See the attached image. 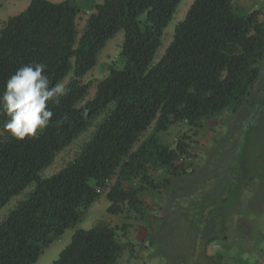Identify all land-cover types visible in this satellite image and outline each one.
I'll list each match as a JSON object with an SVG mask.
<instances>
[{"label": "trees", "instance_id": "16d2710c", "mask_svg": "<svg viewBox=\"0 0 264 264\" xmlns=\"http://www.w3.org/2000/svg\"><path fill=\"white\" fill-rule=\"evenodd\" d=\"M237 1L195 0L157 63L182 0H104L81 35L76 0H32L2 24L0 93L11 74L33 61L48 65L52 84L72 76L68 95L60 106L51 105L53 119L62 123L36 138L13 139L3 129L7 117L0 115V210L34 186L0 221V264H36L99 200L98 183L115 178L105 195L108 214L128 213L129 220L133 212L144 221V193L169 190L173 179L189 174L190 136L174 138L173 148L164 137L184 123L200 129L217 114L238 112L261 77L264 21L260 11H246ZM120 32L118 61L86 100L90 85L83 79ZM103 114L80 154L43 178L57 155ZM129 227L102 222L77 229L52 264H118L125 249L132 252L121 240Z\"/></svg>", "mask_w": 264, "mask_h": 264}, {"label": "rangeland", "instance_id": "374dc122", "mask_svg": "<svg viewBox=\"0 0 264 264\" xmlns=\"http://www.w3.org/2000/svg\"><path fill=\"white\" fill-rule=\"evenodd\" d=\"M31 1L0 0V27L10 17L23 12ZM48 1L58 3L65 0ZM76 1L81 7L77 18L81 35L88 18L95 12V5L102 4L104 0ZM194 1L182 0L179 4L173 20L164 32L163 45L157 52L154 63L164 55L165 49L173 40L176 26L184 21ZM260 2L255 10L260 11V21H264V0ZM123 38V32H120L107 44L99 56L97 66L83 79L85 84L90 85L86 100L95 96L98 82L107 77L110 67L118 61ZM260 68L261 77L248 98L249 103L241 110L217 114L203 122L200 129H192L184 123L164 137L172 148L176 143L174 138L176 140L182 134L191 138L192 154L186 161L191 165L188 168L189 174L178 177L179 180L173 179L175 185L184 189L188 185L199 188L207 181H217L215 187L210 183L203 185L214 191L205 193L201 197L202 202L185 209L186 194L179 191L171 201L166 199V206L159 208V211L157 207L156 210L148 208L144 221L134 219L133 212L130 214L133 218L128 220V213L113 216L107 212L110 202L105 195L115 178L95 184L102 191L99 200L75 228L67 230L62 237L54 240L36 264H52L70 244L77 229L90 230L102 222L112 227H123L126 223L130 225L125 233L126 238L121 240L131 244L132 252L125 249L118 264H147L146 256L150 261L152 259L162 264H264V59ZM71 76L64 81L65 85ZM105 115L97 118L92 127L59 153L54 163L41 176L49 178L73 161L91 139ZM151 130L152 128L142 136L141 141ZM33 187L13 198L0 210V221ZM160 212L165 216H157L155 231L154 217ZM212 239L215 240L210 242ZM141 243L147 246L143 247ZM209 243L211 244L208 246Z\"/></svg>", "mask_w": 264, "mask_h": 264}, {"label": "clouds", "instance_id": "9594fccd", "mask_svg": "<svg viewBox=\"0 0 264 264\" xmlns=\"http://www.w3.org/2000/svg\"><path fill=\"white\" fill-rule=\"evenodd\" d=\"M47 69L46 63L35 61L19 67L0 93V115L7 117L3 129L13 139L36 138L46 129L62 123L53 119L55 113L51 105L60 106L68 95V88L63 80L52 84Z\"/></svg>", "mask_w": 264, "mask_h": 264}, {"label": "crops", "instance_id": "0c3cea01", "mask_svg": "<svg viewBox=\"0 0 264 264\" xmlns=\"http://www.w3.org/2000/svg\"><path fill=\"white\" fill-rule=\"evenodd\" d=\"M260 1L261 0H238L237 3H238V5L241 8L245 9L246 11L252 12V11H254L255 9H257L259 7V4L261 3ZM177 180H179V179H177ZM207 182L208 183L203 184V185H209V183H210L213 187H215L216 186L215 182H217V181L211 180V181H207ZM203 185L201 187H199V188L190 187L188 185V187H186L188 189H186V188L184 189V188H181L180 186L178 187V185H175L173 183V181H172V184H171V187H170L171 189H169V190L168 189L167 190H161L160 192H151V191L145 192L144 195L142 196V198H143V200L146 203V210H148V208H150V207L155 208V210H156V207H157L158 208L157 211H159V208L161 209L162 206H166V201H165L166 199H168V201H171L172 198L175 196L176 192H179V191L183 192L184 191V193L186 194L185 198L187 200V204H186V207H185V209H186V208L190 207L193 204H198V203L202 202L201 197L204 196L205 193L207 194L210 191H214L213 189H207L206 186L204 188ZM175 188L178 189V190L176 191ZM201 188H203V189L201 190ZM157 216L163 218L165 215H164L163 212H160L159 215L157 214L154 217L153 228L155 229V231H156V228L154 226L156 224V221H158V217ZM171 218H173V217H171ZM224 226H225V223H224ZM161 229H159V230H161ZM210 244L211 243H209L208 246ZM141 245H143V247L147 246L146 244H143V243H141ZM207 251L209 253V249ZM142 253H144V252L142 251ZM210 255L212 256V254H210ZM206 257H209V256L206 255ZM146 259L148 260V262H150L149 264H162L161 262L157 263V261H154L152 259L150 261L148 256H146ZM148 262H147V264H148Z\"/></svg>", "mask_w": 264, "mask_h": 264}, {"label": "built area", "instance_id": "2783aa9c", "mask_svg": "<svg viewBox=\"0 0 264 264\" xmlns=\"http://www.w3.org/2000/svg\"><path fill=\"white\" fill-rule=\"evenodd\" d=\"M97 191H98V193H101V190L100 189H98Z\"/></svg>", "mask_w": 264, "mask_h": 264}]
</instances>
